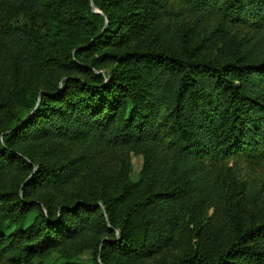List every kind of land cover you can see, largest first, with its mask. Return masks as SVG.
<instances>
[{
	"label": "trees",
	"instance_id": "obj_1",
	"mask_svg": "<svg viewBox=\"0 0 264 264\" xmlns=\"http://www.w3.org/2000/svg\"><path fill=\"white\" fill-rule=\"evenodd\" d=\"M243 158L264 0H0V264H264Z\"/></svg>",
	"mask_w": 264,
	"mask_h": 264
},
{
	"label": "rangeland",
	"instance_id": "obj_2",
	"mask_svg": "<svg viewBox=\"0 0 264 264\" xmlns=\"http://www.w3.org/2000/svg\"><path fill=\"white\" fill-rule=\"evenodd\" d=\"M130 160V180L138 181L141 177L144 157L141 153L131 152ZM239 180L244 183L246 188V190L242 191L243 201L239 208L248 219L259 221L264 218V161L250 164L247 159L243 158L241 160V177ZM209 213L211 214L212 210ZM92 257L93 253L91 250H86L80 254L81 260L86 264H94L91 261Z\"/></svg>",
	"mask_w": 264,
	"mask_h": 264
}]
</instances>
